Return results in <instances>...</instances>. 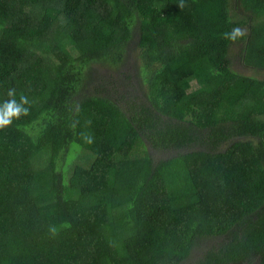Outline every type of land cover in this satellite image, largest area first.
<instances>
[{
  "label": "trees",
  "instance_id": "trees-1",
  "mask_svg": "<svg viewBox=\"0 0 264 264\" xmlns=\"http://www.w3.org/2000/svg\"><path fill=\"white\" fill-rule=\"evenodd\" d=\"M184 2L0 0V264H264V0Z\"/></svg>",
  "mask_w": 264,
  "mask_h": 264
},
{
  "label": "clouds",
  "instance_id": "clouds-1",
  "mask_svg": "<svg viewBox=\"0 0 264 264\" xmlns=\"http://www.w3.org/2000/svg\"><path fill=\"white\" fill-rule=\"evenodd\" d=\"M178 6L181 9L185 8L184 0H180ZM224 38L226 40H230L232 42H237L246 36V31L241 29L240 27H233L230 31L225 32ZM7 96L9 99L5 100L3 103H0V129H5L8 126L13 124L14 120L20 119L22 116H27L30 113V101L27 96L21 95L19 100L16 99V90L14 88H10L7 92ZM78 121H74L71 125L73 129L76 128ZM86 142L91 143L92 139L90 136L85 134H81ZM50 231L55 234V227L50 228Z\"/></svg>",
  "mask_w": 264,
  "mask_h": 264
},
{
  "label": "rangeland",
  "instance_id": "rangeland-1",
  "mask_svg": "<svg viewBox=\"0 0 264 264\" xmlns=\"http://www.w3.org/2000/svg\"><path fill=\"white\" fill-rule=\"evenodd\" d=\"M239 49H240V46L238 44L234 45L232 47V53H234V52L236 53ZM133 62H134L133 64L129 63L127 68L130 69V70L139 69L138 67L140 66V63L137 61L136 58H134ZM233 62H234L233 68L237 72H239L241 74L256 75V76H259V77H264V70H257V69L248 68V67L242 65L241 61L238 58L234 57V56H233ZM127 68H124V69H127ZM99 69L113 70V69H111L110 67H107V66L99 67ZM256 76H254V77H256ZM123 104L126 105V103H123ZM73 148H74V150H77V151L72 153V160L75 159V157H76L75 154H78L79 153L78 151L82 150V148H80L78 146H74ZM157 154L159 156H161V157L164 155V154H159V153H157ZM167 155H168V153H167ZM89 156H90V153H88L87 151H84V153L81 154L79 159L76 161L75 165H86L88 163L89 158H90ZM68 163L69 162H67V164Z\"/></svg>",
  "mask_w": 264,
  "mask_h": 264
}]
</instances>
